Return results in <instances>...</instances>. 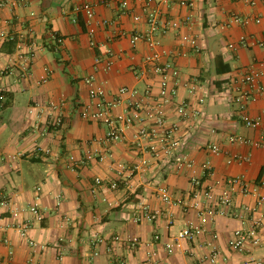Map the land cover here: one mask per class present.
<instances>
[{"label":"crops","instance_id":"0c3cea01","mask_svg":"<svg viewBox=\"0 0 264 264\" xmlns=\"http://www.w3.org/2000/svg\"><path fill=\"white\" fill-rule=\"evenodd\" d=\"M183 1L192 6L182 5ZM83 3L95 5L99 19L114 23L98 35L99 50L111 48L118 55L110 72H94L96 49L90 47L84 15L77 11ZM161 8L169 19L183 23L181 33L197 36L203 47L200 54L174 60L183 80L179 97L190 99L193 109L199 108V97L205 99L200 116L191 121L185 152L199 164L211 162L215 175L205 184L215 186L217 193L229 178L244 176L250 184L264 181V148L228 142L232 135L252 140L259 137L239 118V106L232 100L228 80L251 66L264 75V48L239 45L243 36L264 40V0L255 6L241 0H171L169 7ZM130 13L120 16L118 0H108L107 5H99V0H27L26 6L0 9V32L7 35L0 38V88L10 97L0 118V200L7 199L11 208H26L34 203L35 190L41 187L39 204L45 215L42 221L29 213L14 220L9 209L0 207V238L8 240L0 242V260L10 259L12 264H208L204 261L209 253L207 236L194 243L182 242V248L173 255L164 249V243L188 222H198L196 211L185 212L181 205L170 208L175 220L171 228L163 221L134 222L141 204L157 210L165 207L156 196L160 185L167 186L176 201H188L192 191L189 172L179 173L152 163L149 172L128 181L121 179L117 164L131 167L137 159L128 140L114 144L112 156L104 162L73 167L71 161L105 150L98 141L105 137L107 127L79 115L81 107L91 102L86 77L95 73L109 99L123 87L143 91L148 85H159L152 73L137 79L129 69L132 62L141 64L149 53L144 43L134 49L129 40L130 33L147 28L142 5H133ZM134 14H140L143 22L136 24L131 16ZM232 15L250 22L230 25ZM258 18L262 19L260 24L255 22ZM120 31L127 36H120ZM55 34L63 38L62 44L53 38ZM112 35L116 40L109 42ZM231 43L237 45L236 50L229 48ZM163 44L178 50V34L169 33ZM194 80L201 83L202 91L191 97L184 85ZM62 100L66 101L63 126L45 135L49 106ZM32 108L34 113L30 114ZM124 109L122 105L115 113L123 114ZM248 113L264 120V97L250 102ZM171 116L176 121V115ZM189 129L182 124L181 133ZM207 143L219 144L224 154L207 155L202 151ZM236 154L250 155L251 162L228 164V158ZM113 182L118 183L115 190L109 188ZM243 204L254 205L255 199L235 193L234 211ZM260 211L264 214V207ZM21 222L29 223V240L37 243V248L12 227ZM243 227L248 225L225 216H218L212 223L219 234L218 245L231 264L247 259L228 247L234 232ZM157 234L162 242H155ZM115 236L138 238L140 246L131 251L125 244H113ZM262 238L260 248H248L264 260V234ZM98 239L102 243H97Z\"/></svg>","mask_w":264,"mask_h":264},{"label":"built area","instance_id":"2783aa9c","mask_svg":"<svg viewBox=\"0 0 264 264\" xmlns=\"http://www.w3.org/2000/svg\"><path fill=\"white\" fill-rule=\"evenodd\" d=\"M120 16L131 14L133 5H142L146 14L145 23L147 28L143 31L135 30L129 34L130 45L136 49L140 43L147 45L149 53L143 57L141 64L133 63L130 71L137 79H144L149 73L159 79L158 87L148 85L145 90L121 88L118 93L109 99L107 92L102 84L99 83L95 73L101 71L110 72L118 57L111 48L105 52L99 50L100 44L98 35L101 29L114 27V23L99 19L95 5L83 3L77 8L79 13L84 15V26L89 37L90 47L96 49L94 60V74L84 79L89 89L90 104L84 105L80 109V116L88 121L101 123L107 127L104 138L98 142L105 145L104 151L87 154L81 160L71 159L73 167L86 165L88 162H104L112 156V146L116 143L128 140L130 147L136 153L135 163L129 167L122 163L117 164V174L121 179L128 181L138 174H145L150 171L152 163L164 165L172 168L179 173L189 172V181L192 186L190 199L184 204L176 201L165 185L157 187L156 196L165 207L161 210L154 209L149 204H141L134 217V222L158 223L163 221L166 227L171 228L175 225L174 216L170 208L181 205L185 212L194 210L197 212L198 222H188L183 226L172 240L164 243V249L169 255L175 254L182 248V242L194 243L200 237L207 236L206 248L209 253L205 257L208 264H231L230 259L225 255L218 245L219 234L212 228V223L218 216H225L241 220L242 224H247L248 228L237 229L232 238L228 241L229 250L232 253L245 254L247 259L242 264H264V260L252 254L248 246L258 249L263 243L264 234V214L260 211L264 207V181L250 184L244 176L229 178L224 182L222 190L217 193L215 186H208L205 180L215 175L214 167L211 162L199 164L186 150V137L192 127V122L200 116V109L205 99L199 97L197 105L199 108L193 109L190 99L179 97V88L182 86L181 71L174 63L180 57H187L192 53L200 54L203 50L201 42L197 36L181 33L183 23L178 20L169 19L161 7H169L171 0H118ZM248 5L255 6L260 0H241ZM108 0H99V5H107ZM155 4H158L155 5ZM27 0H0V9L17 8L26 6ZM182 5L192 6L185 1ZM156 6V7H153ZM136 24L143 22L140 14L131 15ZM249 19H242L237 15H232L231 24H248ZM257 24L262 19L255 20ZM169 33H177L179 48L172 51L163 44V38ZM120 36H127V33L120 31ZM4 31L0 32V38H6ZM116 35L109 38V42L116 40ZM57 43L62 44L63 38L57 34L53 37ZM239 45L242 47H262L264 40H255L248 37H241ZM231 50H236L237 45L229 44ZM23 56V55H22ZM23 58V57H22ZM28 59V57H27ZM25 61H27L25 59ZM262 66V65H259ZM49 75L51 71L46 70ZM263 74L256 66L247 68L244 72L232 75L229 78L228 89L231 92L233 102L238 104L237 114L246 127L259 133L256 140L248 139L243 136H229L228 142L236 146H246L254 148H264V120L252 118L248 113L250 102L256 101L259 97H264ZM47 77L44 82L47 81ZM184 87L189 95L193 97L202 91L201 83L194 80L186 83ZM8 97L6 91L0 88V118L6 108ZM124 105V113L116 114L115 110ZM66 101L51 103L49 106V121L43 130L45 135L52 131H57L64 123V108ZM34 109L30 110V114ZM176 115V121L171 120V115ZM182 124H187L189 130L181 133ZM202 151L210 156H221L224 154L222 147L217 143H207ZM251 162L250 155H231L228 164L244 165ZM100 184L101 180L98 179ZM109 188L115 190L118 183L113 182ZM41 187L35 190L34 203L26 208H11L7 199L0 200V207L9 209L10 217L18 220L26 213L31 214L38 221L44 219V213L40 208ZM239 192L245 197H253L255 204H243L238 211H234V194ZM2 215L0 214V220ZM19 235L28 240L32 248H37V243L29 240V223L21 222L13 225ZM1 243H8V240L0 238ZM102 243L99 239L97 243ZM155 242H162L161 235L155 236ZM112 243H122L127 245L131 251L138 250L140 242L138 238H122L115 236ZM97 245V244H96ZM43 250L44 246L41 247ZM0 264H12L10 259L0 260ZM125 264V263H121Z\"/></svg>","mask_w":264,"mask_h":264},{"label":"trees","instance_id":"16d2710c","mask_svg":"<svg viewBox=\"0 0 264 264\" xmlns=\"http://www.w3.org/2000/svg\"><path fill=\"white\" fill-rule=\"evenodd\" d=\"M7 97H8V102L6 103V107L8 106L9 102H10V97L9 95L6 93Z\"/></svg>","mask_w":264,"mask_h":264},{"label":"rangeland","instance_id":"374dc122","mask_svg":"<svg viewBox=\"0 0 264 264\" xmlns=\"http://www.w3.org/2000/svg\"><path fill=\"white\" fill-rule=\"evenodd\" d=\"M225 92H227V90H225Z\"/></svg>","mask_w":264,"mask_h":264}]
</instances>
